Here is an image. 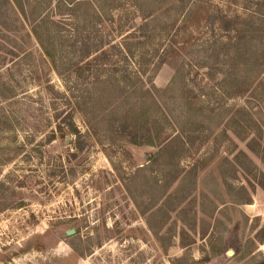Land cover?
Here are the masks:
<instances>
[{
    "label": "rangeland",
    "instance_id": "obj_1",
    "mask_svg": "<svg viewBox=\"0 0 264 264\" xmlns=\"http://www.w3.org/2000/svg\"><path fill=\"white\" fill-rule=\"evenodd\" d=\"M262 21L264 0H0V264H264V55L237 73Z\"/></svg>",
    "mask_w": 264,
    "mask_h": 264
},
{
    "label": "trees",
    "instance_id": "obj_2",
    "mask_svg": "<svg viewBox=\"0 0 264 264\" xmlns=\"http://www.w3.org/2000/svg\"><path fill=\"white\" fill-rule=\"evenodd\" d=\"M262 22H264V21H262ZM252 47L253 46L251 45V47L249 48V51H244V52H239V53L236 50L235 55H234V57H235L237 55V53H238L240 55L243 54L244 57H245V60L243 61L244 63H243V67L242 68H238L237 66H235L233 64V68L235 70H236V68H238V71H237V73L239 74L238 77L240 78V80H241V82L243 84H245L246 82L250 83V79L251 80L255 79L254 75L252 77V70L258 69L257 65L260 63V61L261 62L263 61L260 58L259 55H264L263 54L264 48L263 47H257V45H255L254 48H253V52H252V50H251ZM255 56H256V58H255ZM238 61H240V60H238ZM253 62H257V65L252 64ZM233 68L230 69V72H231V70L233 71ZM250 120H251L250 121L251 123L255 122L252 119V117L250 118ZM61 131L63 132L62 136L65 139L66 138V136H65L66 134L64 135V132H67V131L65 129H62ZM238 138L241 139V135L238 136ZM139 139H140L139 136H135V137L131 136L129 143L130 144H134L136 146H143V145H147L148 144V142L146 144L141 143V141H139ZM189 141H191V136L190 135L185 136L183 132H179V133L177 132L174 136L169 137V138L168 137L165 138V142L163 143V145L162 144L157 145V146H161L162 145V147H161V149H160V151L158 153L163 155V154H166L168 152H172V150H175V149H178L177 152L179 151V149L187 150V148L192 145L191 142H189ZM185 179H184V181H185ZM182 181H183V179H182ZM167 187L169 188V186H167Z\"/></svg>",
    "mask_w": 264,
    "mask_h": 264
},
{
    "label": "water",
    "instance_id": "obj_3",
    "mask_svg": "<svg viewBox=\"0 0 264 264\" xmlns=\"http://www.w3.org/2000/svg\"><path fill=\"white\" fill-rule=\"evenodd\" d=\"M74 233H75V231L72 230L71 232H68L67 234H68V236H71V235H73Z\"/></svg>",
    "mask_w": 264,
    "mask_h": 264
}]
</instances>
